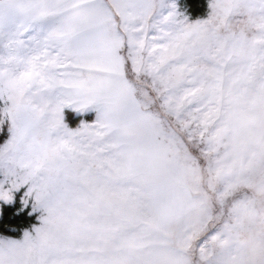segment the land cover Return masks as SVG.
<instances>
[{"label":"rangeland","instance_id":"374dc122","mask_svg":"<svg viewBox=\"0 0 264 264\" xmlns=\"http://www.w3.org/2000/svg\"><path fill=\"white\" fill-rule=\"evenodd\" d=\"M171 2L189 21L206 17ZM129 79L190 199L170 210L182 200L185 211L160 218L167 205L150 202L107 148L98 161L93 148L66 152L34 190L37 223L0 234V264H264V69L240 51Z\"/></svg>","mask_w":264,"mask_h":264},{"label":"snow or ice","instance_id":"6c2138e0","mask_svg":"<svg viewBox=\"0 0 264 264\" xmlns=\"http://www.w3.org/2000/svg\"><path fill=\"white\" fill-rule=\"evenodd\" d=\"M240 51L264 69V0H208L194 21L171 0H0V200L31 213L48 166L91 134L66 106L111 121L130 74Z\"/></svg>","mask_w":264,"mask_h":264},{"label":"crops","instance_id":"0c3cea01","mask_svg":"<svg viewBox=\"0 0 264 264\" xmlns=\"http://www.w3.org/2000/svg\"><path fill=\"white\" fill-rule=\"evenodd\" d=\"M124 87L126 90L124 104L111 121L106 120L94 109L84 112H78L70 106L63 109L64 120L69 127L74 128L79 123L91 126V134L83 137L86 140L80 141L82 145L71 154L75 152V154L87 155L89 153H85V150L82 153V149L93 148L92 155L98 157V161V154L105 153L106 148L110 150L123 173L140 183L150 202L167 205H164L166 210L157 209V212L160 218L169 220L175 216L177 210L185 211L186 206L183 208L182 200L179 209H176V204L172 203L178 202L179 195L186 196L185 188L178 181L180 176L176 172L175 163L168 157L154 119L146 112L130 79L125 81ZM67 112L72 113L76 118L74 125L68 124ZM83 162L87 163L88 160ZM189 200L187 195L185 202H190ZM170 204H175L172 210Z\"/></svg>","mask_w":264,"mask_h":264},{"label":"trees","instance_id":"16d2710c","mask_svg":"<svg viewBox=\"0 0 264 264\" xmlns=\"http://www.w3.org/2000/svg\"><path fill=\"white\" fill-rule=\"evenodd\" d=\"M186 12L192 19L206 16L208 12V0H181ZM66 120L69 124L74 125L76 118L72 113H66ZM37 223L35 213L24 212L21 209L19 195L13 203H2L0 209V234L19 238L24 229Z\"/></svg>","mask_w":264,"mask_h":264}]
</instances>
